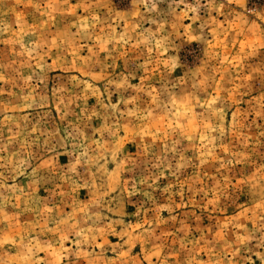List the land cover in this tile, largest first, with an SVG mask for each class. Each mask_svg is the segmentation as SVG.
<instances>
[{
	"label": "rangeland",
	"instance_id": "rangeland-1",
	"mask_svg": "<svg viewBox=\"0 0 264 264\" xmlns=\"http://www.w3.org/2000/svg\"><path fill=\"white\" fill-rule=\"evenodd\" d=\"M0 264H264V0H0Z\"/></svg>",
	"mask_w": 264,
	"mask_h": 264
}]
</instances>
